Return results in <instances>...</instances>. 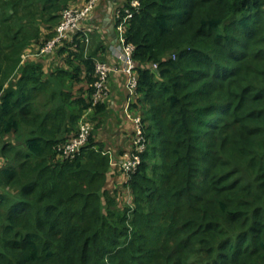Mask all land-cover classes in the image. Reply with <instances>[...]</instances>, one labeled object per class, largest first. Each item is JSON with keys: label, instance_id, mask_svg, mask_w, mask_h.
<instances>
[{"label": "trees", "instance_id": "16d2710c", "mask_svg": "<svg viewBox=\"0 0 264 264\" xmlns=\"http://www.w3.org/2000/svg\"><path fill=\"white\" fill-rule=\"evenodd\" d=\"M77 1L0 0V264H264V0H140L125 36L158 69L139 68L148 147L123 189L95 130L59 150L104 61L74 34L46 69Z\"/></svg>", "mask_w": 264, "mask_h": 264}, {"label": "built area", "instance_id": "2783aa9c", "mask_svg": "<svg viewBox=\"0 0 264 264\" xmlns=\"http://www.w3.org/2000/svg\"><path fill=\"white\" fill-rule=\"evenodd\" d=\"M101 0H87L84 4L70 5L62 14V19L57 26L56 36L44 46L40 48V54H47L65 40H72L74 34L82 38L86 45L90 43V34L93 29L99 28L98 24L91 21L95 10L100 4ZM140 8V0H123V2L113 9L112 17L115 22L116 43L114 45V54L119 61L118 70L126 76V88L129 93L128 105H131V98L137 94L139 87V68H150L157 70V63H150L148 65H139L135 60L134 52L136 46L127 41L125 33L129 25V20L134 14V9ZM28 55L24 54L23 58L27 59ZM114 66L106 61L97 60L95 64V81L92 84L94 88L92 96V106L100 102H109L106 99L110 93L109 79ZM134 134L132 137V148L125 152L120 160H113V166H119L124 175L126 182L131 177V174L136 172L142 162V154L148 147V138L145 131V122L141 115L133 118ZM94 129V122L88 119L85 115L82 116L78 122L77 132L68 138L59 146L62 158H75L81 152L84 146L88 143L89 137ZM130 198V199H129ZM128 199H132L131 193Z\"/></svg>", "mask_w": 264, "mask_h": 264}, {"label": "crops", "instance_id": "0c3cea01", "mask_svg": "<svg viewBox=\"0 0 264 264\" xmlns=\"http://www.w3.org/2000/svg\"><path fill=\"white\" fill-rule=\"evenodd\" d=\"M123 0H101L100 4L98 5L95 13L91 19L95 23H98L99 28L96 31L97 37L94 39L95 42H102V46L99 47L97 50V54L102 58L104 61L108 62L114 69L110 76V99L109 105L111 109L107 115H104L106 118L105 124L106 129H108L109 133L105 137H97V141H101L105 143L106 148H108L111 153H113V160H118L120 162L122 155L129 151L132 148V135L134 133V123L133 118L135 116L144 115L147 113V106L144 102V95L143 93L137 92L131 98V105L127 104L129 99V93L126 88V81L123 85V80L125 79V75H123L119 70V61L117 60L114 54V43L113 38L106 32V28L104 27L105 18L110 6L112 3L116 7L117 5L121 4ZM113 10L111 13V21L109 23H113ZM108 23V22H107ZM108 38L109 45L104 43V39ZM94 49V47H93ZM60 57H63L62 55ZM52 61L54 60L51 58ZM45 62V61H44ZM46 65V63H45ZM127 80V78H126ZM94 108L90 106L88 109L85 110L82 116H86L90 120H98L94 119ZM119 170V169H118ZM116 182L114 181L115 178L111 179L109 183L110 187L123 189V184L126 181V176L123 172H119L116 176ZM113 181L115 183H113Z\"/></svg>", "mask_w": 264, "mask_h": 264}, {"label": "rangeland", "instance_id": "374dc122", "mask_svg": "<svg viewBox=\"0 0 264 264\" xmlns=\"http://www.w3.org/2000/svg\"><path fill=\"white\" fill-rule=\"evenodd\" d=\"M83 0H78L77 2L78 3H81ZM80 5V4H79ZM113 9H114V7H113ZM94 22V21H93ZM114 22H115V19H114V17H113V24H114ZM94 24H98V23H95L94 22ZM94 31H92L91 32V34H90V43H89V45L87 46V50L88 49H91L92 48V46H93V43L95 42V38L97 37V35H96V29L94 28L93 29ZM107 32V31H106ZM104 43L107 45H109L110 43H109V40H108V38H107V36H106V38L104 39ZM31 50H33V49H31ZM36 50V49H35ZM35 50H33V53L32 54H35ZM30 54V53H29ZM46 55V54H45ZM55 55V53L53 54V53H49L48 55H46L45 57H44V61H45V63H46V69L48 70V71H52V70H55L56 69V67H58V66H65L66 68H67V64H66V61H65V57H66V54L65 55H62L63 57H60V55H57L56 57L54 56ZM41 57V56H40ZM40 57H38V58H40ZM35 58H37V57H35ZM42 58V57H41ZM51 58H53L54 60L52 61V59ZM125 81H126V77H125V79L123 80V85L125 84ZM109 87H111V85H110V79H109ZM76 89H78V86L76 87ZM110 99V93H109V96H108V98L106 99V101H108ZM109 103V102H108ZM146 118H147V114H145L144 115ZM95 119V118H94ZM96 119H98V118H96ZM105 120H106V118L104 117V116H100V119H98V120H93V122H94V129L93 130H95L96 131V139H97V137L99 138V137H105V136H107V133H109V131H108V129L107 130H105L106 129V124H105ZM12 137V136H11ZM102 141V140H101ZM125 185V184H124ZM130 199V198H129ZM129 199H127V200H125V201H123V202H127V203H129L130 202V200Z\"/></svg>", "mask_w": 264, "mask_h": 264}, {"label": "water", "instance_id": "95a60500", "mask_svg": "<svg viewBox=\"0 0 264 264\" xmlns=\"http://www.w3.org/2000/svg\"><path fill=\"white\" fill-rule=\"evenodd\" d=\"M113 4L110 3L106 18H105V22H104V27L106 28L107 32L109 33V35L113 38V43H116V32H115V26L113 23H109L111 21V13L113 10ZM108 22V23H107Z\"/></svg>", "mask_w": 264, "mask_h": 264}]
</instances>
